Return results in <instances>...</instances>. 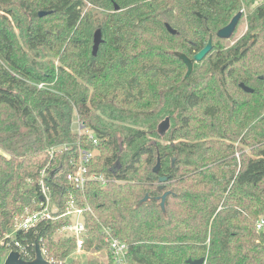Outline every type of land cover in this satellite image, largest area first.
I'll return each instance as SVG.
<instances>
[{"label": "trees", "instance_id": "1", "mask_svg": "<svg viewBox=\"0 0 264 264\" xmlns=\"http://www.w3.org/2000/svg\"><path fill=\"white\" fill-rule=\"evenodd\" d=\"M244 1L0 0V264L14 250L32 261L40 240L51 264L96 263L69 259L74 240L58 237L67 218L8 238L40 209L43 169L59 213L69 195L90 208L87 250L105 247L107 229L128 244L129 264H264V0L233 45L215 36ZM210 35L185 79L175 53L192 58ZM73 113L98 141L87 172L102 186L67 181L79 147L92 150Z\"/></svg>", "mask_w": 264, "mask_h": 264}, {"label": "built area", "instance_id": "2", "mask_svg": "<svg viewBox=\"0 0 264 264\" xmlns=\"http://www.w3.org/2000/svg\"><path fill=\"white\" fill-rule=\"evenodd\" d=\"M39 87H41V85ZM77 133L79 135H86L88 142L92 143V150H84L79 147L76 156L70 160V164H72L75 170L67 174V181L78 190H82L88 181H96L102 186L105 184V180L102 177L94 174L88 176L87 172L89 162L97 154L98 141L90 131L84 130L80 124ZM49 154L52 156L54 153L50 150ZM47 175V171L43 169L38 178V186L41 194V201L39 204L40 209L29 214L27 218L19 222L13 232L8 234V238L13 239L16 231L31 228L41 220L49 221L58 218H67L70 222L58 230V236L71 237L74 240V249L69 256V259H92L93 261H96L95 264H129L128 244L113 237L107 229H102V237L105 247L98 249L92 246L91 249H86L85 246L88 238V231L85 222V214L90 212V208L86 205H81L80 200L75 198V196L69 195L68 201L65 204L64 212L59 213V208L52 200L47 187ZM255 226L257 231H264V217L259 218ZM40 243V251L43 259L51 264L47 251L43 247L42 240H40ZM16 245L18 246L17 243ZM14 251L21 255L20 250Z\"/></svg>", "mask_w": 264, "mask_h": 264}, {"label": "water", "instance_id": "3", "mask_svg": "<svg viewBox=\"0 0 264 264\" xmlns=\"http://www.w3.org/2000/svg\"><path fill=\"white\" fill-rule=\"evenodd\" d=\"M114 9L118 10V6L114 5ZM50 12L48 11H39L37 13L38 17H43L47 14H49ZM241 12L236 13L231 20L229 21V23L222 27L221 29H219L215 36L216 38L220 39V40H227L230 39L236 29V26L241 18ZM167 31L171 34V35H175L176 31L174 29H172L168 24L165 25ZM103 42L102 40V35H101V31L100 29H97L94 34H93V44H92V55L96 56L99 46L100 44ZM213 48V36L210 35L209 39L205 45V47L203 49H201L197 54H195L192 58L187 57L185 54L182 53H175V56L178 57L179 60L182 61V63L185 65L186 67V74H185V79L189 77V75L192 72L193 69V65L195 63H199L201 62L206 55L212 50ZM240 89H242L245 93H253V89H251L250 87L244 85L243 83L239 84ZM169 129V118L166 117L163 122H161L158 126V133L160 136H164L165 133L167 132V130ZM119 167V162L117 161L111 168V171L113 173L116 172L117 168ZM160 164H159V160H157V164L155 165V167L153 168V172L157 173L159 170ZM165 179L161 178L160 182H163ZM167 193L163 194L160 202V207L163 209L164 208V200L166 197ZM148 199V196L145 195L144 198L140 201V203L145 202ZM187 264H203L204 263V258H200V259H196V260H191L188 259L186 261ZM3 264H49L47 261H45L41 255V251H40V247L39 245L35 246V258L32 261H24L20 258V255L18 252L16 251H10L6 258L3 261Z\"/></svg>", "mask_w": 264, "mask_h": 264}, {"label": "rangeland", "instance_id": "4", "mask_svg": "<svg viewBox=\"0 0 264 264\" xmlns=\"http://www.w3.org/2000/svg\"><path fill=\"white\" fill-rule=\"evenodd\" d=\"M260 2H261V0H245L244 1V4L241 6V8L239 10V12L242 11L243 14H242V18H241L240 22L238 23V26L236 27V29H235L232 37L230 39H227V40H224V41L221 40V42H220L221 44H223L225 46H227V45L228 46H231V45H233L235 43V41L237 39H239L247 31V17H248V15L252 14L254 8ZM55 34H57V32H55ZM54 63H55V65H57V60L56 59L54 60ZM260 78H262V77H260ZM163 120L160 121L157 124V128H158L159 124L161 122H163ZM78 128H79V123H78V120H77V116H76L75 113H73V117H72V130L76 133V132H78ZM234 147H242V152L244 154H248L250 152V149L249 148H247L246 146H240L239 143H234ZM235 157L236 158L238 157L237 158L238 161L240 160L239 152H236Z\"/></svg>", "mask_w": 264, "mask_h": 264}, {"label": "flooded vegetation", "instance_id": "5", "mask_svg": "<svg viewBox=\"0 0 264 264\" xmlns=\"http://www.w3.org/2000/svg\"><path fill=\"white\" fill-rule=\"evenodd\" d=\"M261 3H262V0H261V2H260L259 4L256 5V7L259 6ZM256 7H255V8H256ZM240 12H241V14H243L242 11H240ZM237 13H238V12H237ZM241 18H242V15H241ZM241 18H240V20H241ZM240 20H239V22H240ZM239 22H238V23H239ZM237 26H238V24H237ZM237 26H236V27H237ZM243 35H244V34H243ZM243 35H242V36H243ZM242 36H241V37H242ZM241 37H240V38H241Z\"/></svg>", "mask_w": 264, "mask_h": 264}]
</instances>
